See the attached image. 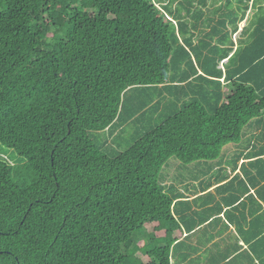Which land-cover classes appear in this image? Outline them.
Listing matches in <instances>:
<instances>
[{"label":"trees","instance_id":"1","mask_svg":"<svg viewBox=\"0 0 264 264\" xmlns=\"http://www.w3.org/2000/svg\"><path fill=\"white\" fill-rule=\"evenodd\" d=\"M0 148V264H264V0H0Z\"/></svg>","mask_w":264,"mask_h":264},{"label":"rangeland","instance_id":"2","mask_svg":"<svg viewBox=\"0 0 264 264\" xmlns=\"http://www.w3.org/2000/svg\"><path fill=\"white\" fill-rule=\"evenodd\" d=\"M241 27H244V23L241 25ZM1 150V148H0ZM3 152L5 153H9V152H6L5 150H3ZM4 155L6 156L7 160L10 161V162H15V160L12 159L11 155H8V154H5ZM0 155H2L1 151H0ZM4 156V157H5ZM3 157V156H2ZM174 166V164H173ZM173 171V167L169 170H167V172H172ZM157 236V234L155 233V226H150L148 228H146V230L144 231V234L142 236V240L140 242V246L142 248H145L146 247V244L154 237V236Z\"/></svg>","mask_w":264,"mask_h":264}]
</instances>
